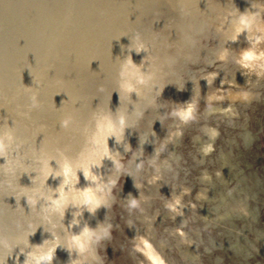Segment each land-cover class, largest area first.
<instances>
[{"label": "water", "instance_id": "95a60500", "mask_svg": "<svg viewBox=\"0 0 264 264\" xmlns=\"http://www.w3.org/2000/svg\"><path fill=\"white\" fill-rule=\"evenodd\" d=\"M254 0H0V264H114L169 92Z\"/></svg>", "mask_w": 264, "mask_h": 264}, {"label": "rangeland", "instance_id": "374dc122", "mask_svg": "<svg viewBox=\"0 0 264 264\" xmlns=\"http://www.w3.org/2000/svg\"><path fill=\"white\" fill-rule=\"evenodd\" d=\"M252 8L255 14L249 22V32L259 33L264 26V0H254ZM258 47L263 50L264 43L260 42ZM250 49L251 43L247 40H236L227 61L216 59L206 63L169 92L110 247L114 264H156L157 259L164 264H264V90L259 92L258 102L252 100L246 105L238 98L207 99L209 92L215 90L219 94L216 90L219 81L235 69L236 62L243 60ZM215 72L216 78L199 92L193 105L194 114L181 122L179 111L186 105L182 104L184 99L191 97V88ZM250 89V86L237 88L225 84L220 91L248 92ZM214 104L244 109L242 123L234 128L225 118L204 116L205 108ZM205 126L217 129L213 150L208 156L214 162L206 160L205 164H196L192 158L196 153L193 139L194 136L206 138ZM178 127L181 132L175 136ZM165 147L172 149L173 157L165 152ZM220 147H225L231 164L229 175L233 177L228 188L237 199L236 207H242L247 214L242 219L234 218V226L230 223L207 226L197 216L201 210L197 178L203 166L212 169L218 165L215 155ZM165 159L169 165L160 170ZM184 187H189L191 193L182 196V203L194 201L196 207L189 208L185 223L178 225L171 216V206L176 204L175 197ZM237 189L241 192L237 193ZM231 226L230 232L227 228ZM179 228L186 232L187 240H192L189 249H184L186 245L178 240ZM234 247L239 250L234 252ZM187 251L196 257L190 259Z\"/></svg>", "mask_w": 264, "mask_h": 264}, {"label": "bare ground", "instance_id": "6f19581e", "mask_svg": "<svg viewBox=\"0 0 264 264\" xmlns=\"http://www.w3.org/2000/svg\"><path fill=\"white\" fill-rule=\"evenodd\" d=\"M254 14L255 10H253V8L251 7L250 12L237 38V40L245 39L250 42L251 49L244 55L243 60H238V62H236L235 69L231 72H228V74L219 81V86L218 88L216 87V90L219 91V94H217L215 90L209 92L207 96L208 100H233L238 98L242 100L245 105L249 104L252 100H254L255 102H258L260 100L259 92H261V90H264V48L263 50H260V47L258 46L260 42L264 43V26H261V30L259 33L249 32L251 26L249 22ZM232 49L233 44H231L229 47H227L225 50L211 59L208 63L211 64L216 59L227 61L228 56L230 54H233L230 52V50ZM253 61H255V63ZM216 75V72L207 75L206 81L200 80L195 84L193 88H191V97H187L186 99H184L185 102H182V104L186 105L183 106V109L181 111H179L180 115L178 114L180 116L181 122H184L186 118L191 117L194 114L193 105L198 99L199 92L207 83L212 82L216 78ZM225 84L232 85L237 88L250 86L252 89H250V91L248 92H235L234 90L220 91V88ZM211 114L225 118L227 120V123L231 124L234 127L237 124L239 125L240 123H242L243 116L245 117V110H237L232 105L214 104L206 107L204 110V116H208ZM233 118H238V120H235ZM203 130L206 138H203L202 136H194L193 139L196 145V153L192 154V158L196 164H205L206 160L214 162L213 158H209L208 156L211 155L210 153L213 150V142L217 136V129L214 127L205 126ZM180 132V127H178L174 132L175 136H178ZM224 142L226 145L227 141ZM164 150L170 157L174 156L172 154V149L165 147ZM215 158L219 160L218 165H214L212 169H209L206 165L203 166V169L200 170L197 178V181L200 184V193L197 196V199L200 201L201 209L200 212H198L197 216L207 226H222L228 223L234 226V218L242 219L247 214L242 207H236L237 199H235V196L232 194L230 188H228V185L231 183L233 176L229 175L231 164L229 163V154L227 153L225 147H220L217 154L215 155ZM168 165L169 160L165 159L164 163H162L160 166V170L167 168ZM236 192L240 193L241 189H237ZM185 193L190 195L191 189L189 187H184L182 191H180V193L175 197L176 204L171 206V216L174 218L178 225H183L185 223V215L189 208L196 207L194 201L188 204L182 203L181 199ZM206 204L208 206H206ZM195 212L196 211L194 210L193 213ZM148 227L149 226H147V228ZM227 229L231 232L233 227L231 226ZM195 232H197V229L195 230ZM177 234L180 236L178 239L179 242L186 245L184 249H189V247H191L190 245H192L193 243L191 239L187 240L185 238L186 232L179 228L177 230ZM238 250L239 249H237L236 247H234L233 249L234 252H237ZM186 255L190 259L196 257V254H193L190 251H187ZM156 264L164 263L160 259H157Z\"/></svg>", "mask_w": 264, "mask_h": 264}, {"label": "snow or ice", "instance_id": "6c2138e0", "mask_svg": "<svg viewBox=\"0 0 264 264\" xmlns=\"http://www.w3.org/2000/svg\"><path fill=\"white\" fill-rule=\"evenodd\" d=\"M247 58V57H246Z\"/></svg>", "mask_w": 264, "mask_h": 264}]
</instances>
